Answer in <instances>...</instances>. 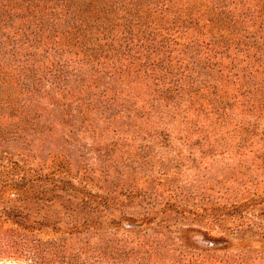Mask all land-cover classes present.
Returning <instances> with one entry per match:
<instances>
[{"label":"rangeland","instance_id":"rangeland-1","mask_svg":"<svg viewBox=\"0 0 264 264\" xmlns=\"http://www.w3.org/2000/svg\"><path fill=\"white\" fill-rule=\"evenodd\" d=\"M0 264H264V0H0Z\"/></svg>","mask_w":264,"mask_h":264}]
</instances>
